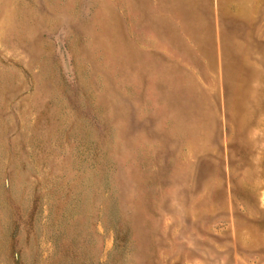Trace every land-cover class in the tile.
<instances>
[{
	"label": "rangeland",
	"instance_id": "374dc122",
	"mask_svg": "<svg viewBox=\"0 0 264 264\" xmlns=\"http://www.w3.org/2000/svg\"><path fill=\"white\" fill-rule=\"evenodd\" d=\"M0 264H264V0H0Z\"/></svg>",
	"mask_w": 264,
	"mask_h": 264
}]
</instances>
